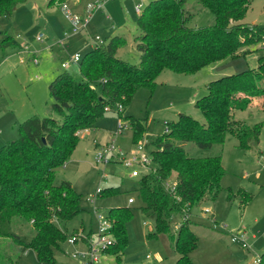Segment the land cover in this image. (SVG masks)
<instances>
[{
  "label": "trees",
  "instance_id": "obj_1",
  "mask_svg": "<svg viewBox=\"0 0 264 264\" xmlns=\"http://www.w3.org/2000/svg\"><path fill=\"white\" fill-rule=\"evenodd\" d=\"M28 1L0 0V20L11 17ZM58 1L65 2L50 0V4ZM194 1L214 15V24L190 27L195 15L186 10L189 0L152 1L137 21L139 65L117 57L126 39L114 36L108 44L96 46L82 57L81 81L62 73L50 83L51 115L28 118L20 125L19 139L0 148V239L25 245L41 262L56 264L55 250H60L70 237L66 225L84 212L81 195L73 185L56 181L58 170L67 165L80 142L79 133L94 129L109 107L112 111L117 109L119 119L130 122L134 143L138 144L147 127L142 120L125 117L123 111L140 89L153 92L165 71L195 75L211 65L246 57L253 45L264 42V27L243 22L254 0ZM16 44L8 34L1 43L3 49ZM207 90L208 94L195 105L205 123L183 114L177 121L167 123L166 133L147 145L149 150L152 148L154 170L139 179L142 210L155 218L156 231L149 233L148 238L169 235L179 256L174 264H195L191 254L196 251L199 238L187 217L205 201H217L227 174L222 155L191 157L184 146L194 143L207 150L224 145L231 134L241 150L253 151L255 146L259 149L264 124L250 125L236 119V111L250 110L254 99L264 97V57L255 69L211 81ZM119 105L122 111L118 110ZM174 174L179 200L165 189ZM118 193L119 190L109 189L100 196ZM235 199L245 211L252 196L242 188L236 192L228 190L227 200ZM177 216L184 221L173 234L172 222ZM108 217L113 222L111 234L115 240L105 254L121 264L129 247L128 225L133 213L127 207L113 208ZM16 220L32 226L34 235L28 243L12 232ZM10 263L11 259L0 251V264Z\"/></svg>",
  "mask_w": 264,
  "mask_h": 264
},
{
  "label": "rangeland",
  "instance_id": "obj_2",
  "mask_svg": "<svg viewBox=\"0 0 264 264\" xmlns=\"http://www.w3.org/2000/svg\"><path fill=\"white\" fill-rule=\"evenodd\" d=\"M152 1L155 0H109L102 10L93 14L89 26L79 34L72 33L59 1L51 5L50 0H30L26 5L20 6L11 17L2 18L0 148L19 139L20 125L28 118L51 115L53 99L49 85L58 75L69 73L77 81L83 79L80 65L72 64L64 69L62 64L68 62L72 55L79 53L84 57L93 46H101L96 37H100L104 45L108 44L111 37H124L126 44L119 50L117 57L130 64L139 65L136 38L140 35L137 25L140 15L135 13V7L142 5L144 10ZM94 2L95 0H80L79 12L68 1L63 3H67L74 13L85 16L84 8ZM186 10L195 15L190 24L192 28L212 25L215 22L214 15L194 0H189ZM243 22L264 27V0L253 1ZM6 34L14 37L22 50H27L31 55H19L22 50L17 46L3 49L1 43ZM39 34L45 36L43 43L36 41ZM45 45L50 51L41 53V48ZM250 49L252 52L246 57L226 60L195 75L185 76L165 71L159 77L153 92L147 88L140 89L131 105L123 112L125 117L131 116L145 123L147 131L141 142L149 144L163 136L167 131V123L177 121L181 114L191 116L204 124V116L195 105L208 94V83L255 69L258 60L264 57V42L255 44ZM33 54L37 55L39 66L32 63ZM236 119L250 125L260 122L264 124V111H236ZM119 121L117 109L107 111L88 134L81 131L80 142L70 161L57 172L56 181L70 182L81 195L84 209L83 213L66 225L67 232L69 236L74 233L84 237L90 235L92 242H97L99 224L92 213L94 205L88 202V198H95V205L103 214L113 208L127 207L132 210L133 218L128 225L129 247L121 264H174L179 256L173 248L170 236L164 234L158 238H148L149 233L156 231V225L154 216L142 210L144 205L138 192L140 177H132V171L118 161L108 165L96 163L97 153L108 144H114L126 156L137 152L138 144L134 143L130 122L124 120L127 128L117 135ZM237 144L236 138L229 134L224 145H215L207 150L194 143H186L184 146L191 157L222 155L227 172L222 181L223 191L217 201H205L188 217L192 220V229L199 238L198 247L191 254L195 264H253L256 257L264 253V155L260 154L256 146L253 151H243ZM260 149L264 154V128ZM145 172L141 170V174ZM176 177L174 174L171 183H175ZM240 188L252 196L245 211L238 199L232 202L227 200L228 190L236 192ZM98 189H116L119 193L114 196H97ZM130 198L135 199L132 205L128 203ZM205 209H210L212 213L205 214ZM183 221L181 216L174 218L173 234H176ZM11 230L25 243L34 235L32 226L20 220L13 223ZM233 233L244 235L243 241L249 249H243L241 244L234 243ZM69 239L62 244L60 250H55L56 264H90L79 255L77 258L73 256L86 252L87 244L81 240L71 244ZM0 251L11 259L10 264H48L41 262L32 249L15 244L12 240L0 239ZM99 264L119 263L113 256L103 255Z\"/></svg>",
  "mask_w": 264,
  "mask_h": 264
},
{
  "label": "built area",
  "instance_id": "obj_3",
  "mask_svg": "<svg viewBox=\"0 0 264 264\" xmlns=\"http://www.w3.org/2000/svg\"><path fill=\"white\" fill-rule=\"evenodd\" d=\"M107 1L109 0H95L94 3L89 4L87 6L85 16H80L77 13H74L70 9L67 3H62V11H63V14L66 20L70 24L72 33L79 34L83 30H85L86 27L90 24L93 14L96 11L101 10ZM135 11L137 14L141 15L143 11L142 5L136 6ZM44 38L45 36L43 34H39L36 37V41L39 43H43ZM96 41L100 45L104 44L103 40H101L100 37H96ZM23 53H28V52L26 51ZM32 56H33L32 63L38 66L40 62H39L37 55L33 54ZM81 61H82V56L79 53H77L75 55L70 56L69 61L62 64V68L66 69L70 67L72 64L79 65ZM23 62L24 60L23 58H21V63ZM110 110L111 109L109 107L106 108V111H110ZM118 110L122 111L123 107L119 105ZM126 128H127L126 122L120 119L118 123L117 135L122 134ZM90 130L91 129H85L83 131L86 134H88ZM147 145L148 144H144L142 142L138 143L137 152L131 156H126L122 151L118 150L114 144H110V145L108 144L102 147V149H100V151L96 155L95 160H96V163L100 165H108L111 162L118 161L124 164V166L127 169H130L132 171V177L139 178L142 175L141 170H145L146 171L145 173H149L154 170L153 169V166H154L153 159H152L151 153H149L150 151L147 148ZM165 189L172 197L179 200L177 196V192H176V183H171V181L167 182L165 184ZM101 193H102V190L98 189L96 192V195L100 196ZM88 202L94 205V209L92 213L99 224L97 242H92L90 235L88 237H84L83 235H80V234L70 236L69 242L71 244H76L81 240L87 244V251L81 254H74L73 255L74 258H77V255H79L83 259L88 260L90 264H99L102 256L106 255L105 251L114 244L115 239L113 235L111 234L113 222L108 217V212L106 214H103L102 212H100L99 208L95 205V198H88ZM128 203L129 205L134 204L135 199L130 198L128 200ZM204 213L210 214L211 210L205 209ZM224 228L226 229V226H224ZM233 234L234 235L232 236V241L234 243L241 244L243 249H249L247 244L243 241L244 235H242L241 233H238V234L233 233ZM147 258L149 259V257ZM253 264H261V256H257Z\"/></svg>",
  "mask_w": 264,
  "mask_h": 264
},
{
  "label": "crops",
  "instance_id": "obj_4",
  "mask_svg": "<svg viewBox=\"0 0 264 264\" xmlns=\"http://www.w3.org/2000/svg\"><path fill=\"white\" fill-rule=\"evenodd\" d=\"M30 1V0H29ZM28 1V2H29ZM69 2V3H71L73 6V8H74V10L76 11V12H79V5H80V0H73V2H71L70 0H65V2ZM27 2V3H28ZM60 2V1H59ZM27 3H25V4H22V5H20V6H23V5H26ZM57 3V2H56ZM56 3H54V4H56ZM89 5V4H88ZM19 6V7H20ZM19 7L16 9V11L19 9ZM136 8V7H135ZM86 9H87V7H85L84 8V11H85V13H86ZM102 10V9H101ZM15 11V12H16ZM84 11H83V13H84ZM99 11V10H98ZM97 12V11H96ZM135 13H136V11H135ZM137 14V13H136ZM137 15H139V14H137ZM92 20V19H91ZM91 23V22H90ZM89 26V25H88ZM0 34H3V32H0ZM51 34H49V36H50ZM19 37V36H18ZM51 42V41H50ZM16 46L18 47V48H20L21 50H22V46L20 45V44H18V42H17V44H16ZM96 48V46H93V48L91 49V50H93V49H95ZM27 50H22V51H20L18 54L20 55V54H22L23 52H26ZM50 51V48H48L46 45L45 46H43L42 48H41V53H48ZM29 53V52H28ZM23 54H25V53H23ZM29 55H31L30 53H29ZM222 63V62H221ZM217 64H219V63H217ZM40 65V64H39ZM38 65V66H39ZM215 65V64H214ZM212 66V65H211ZM211 66H209V67H211ZM208 68V67H207ZM253 110H259V111H264V97H260V98H256V99H254L253 101H252V103H251V105H250V110L249 111H253ZM260 145H261V143H260ZM259 151H260V154H262V156L264 155L263 154V152L261 151V149H260V146H259ZM263 158V157H262ZM264 159V158H263ZM248 208V207H247ZM212 213V212H211ZM210 213V214H211ZM193 260V259H192Z\"/></svg>",
  "mask_w": 264,
  "mask_h": 264
}]
</instances>
